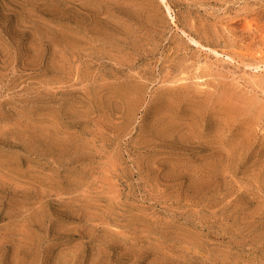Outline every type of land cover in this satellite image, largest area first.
<instances>
[{
    "label": "rangeland",
    "instance_id": "1",
    "mask_svg": "<svg viewBox=\"0 0 264 264\" xmlns=\"http://www.w3.org/2000/svg\"><path fill=\"white\" fill-rule=\"evenodd\" d=\"M255 64L264 0H0V264H264Z\"/></svg>",
    "mask_w": 264,
    "mask_h": 264
},
{
    "label": "bare ground",
    "instance_id": "2",
    "mask_svg": "<svg viewBox=\"0 0 264 264\" xmlns=\"http://www.w3.org/2000/svg\"><path fill=\"white\" fill-rule=\"evenodd\" d=\"M227 58V57H226ZM229 62V61H228ZM240 65V64H239ZM240 67V66H239ZM238 68V67H237ZM249 68V67H248ZM249 70H250V74L251 75H249L250 76V78L251 79H255L256 77H258V73H260L261 74V71L262 72H264L263 71V68H262V66H259L258 64H257V66H256V64H255V66H253L252 68H249ZM231 76H232V73H231ZM234 76V75H233ZM263 77V76H262ZM235 78V77H234ZM197 80H198V82H202L203 80H202V78H197ZM235 80H237V82H238V78L236 77L235 78ZM253 82V85L256 87V88H258L259 90H260V92L264 95V91H262L261 90V88L259 87V86H262V85H258L257 84V82H255V80H253L252 81ZM261 82V81H260ZM259 84H261V83H259ZM264 85V84H263Z\"/></svg>",
    "mask_w": 264,
    "mask_h": 264
}]
</instances>
